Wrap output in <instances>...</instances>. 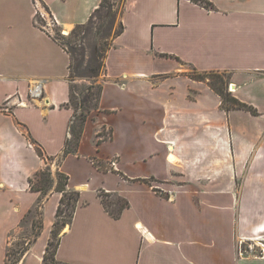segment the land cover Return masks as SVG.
<instances>
[{
  "label": "crops",
  "instance_id": "obj_1",
  "mask_svg": "<svg viewBox=\"0 0 264 264\" xmlns=\"http://www.w3.org/2000/svg\"><path fill=\"white\" fill-rule=\"evenodd\" d=\"M208 1L214 10L189 0H123L111 29L109 19L101 28L94 22L78 46L84 64L94 47L105 49L95 78L99 106L77 153L64 156L70 56L36 27L34 14L53 17L54 31L68 36L102 0H0V264H10L16 240L26 247L16 264H43L61 194L43 197L30 180L49 162L80 193L58 262L264 264L257 245L264 241V0ZM115 22L122 31L109 34ZM189 68L226 72L230 93L258 115L222 110ZM34 82L44 98L32 102ZM12 96L25 105L5 110ZM104 130L111 138L97 143ZM92 159L111 161L115 172ZM98 191L128 201L119 219Z\"/></svg>",
  "mask_w": 264,
  "mask_h": 264
},
{
  "label": "trees",
  "instance_id": "obj_2",
  "mask_svg": "<svg viewBox=\"0 0 264 264\" xmlns=\"http://www.w3.org/2000/svg\"><path fill=\"white\" fill-rule=\"evenodd\" d=\"M194 4L202 6L206 10H214V6L208 0H189ZM113 3L111 0H102L98 8L91 14L88 22L83 25H77L69 33L68 36H59L58 43L68 52L70 56V74L69 78L72 82L70 100L67 104L73 109V118L69 127L70 138L67 140L63 155L76 154L82 135L83 127L87 119L88 114L91 111L97 110L99 106L100 95L102 86L96 83L95 78L99 75V72L103 66V47L93 48L90 55V59L85 62L79 53V49L75 44H72V39L79 41L87 35L95 21L101 24L105 23L106 19L110 20V28H112L113 20L116 11H113ZM106 29V28H105ZM122 31V25L118 27L115 35L120 34ZM110 33V30H108ZM79 54V56H78ZM76 76H84L89 84H84L80 88L74 85ZM188 76L195 81H202L208 84V86L220 97L222 110L229 112L234 110H240L250 113L253 116L258 115L256 109L251 105L243 103L235 98L229 91V75L226 72H198L194 68H189ZM111 132L98 133L97 143H100L101 139H110ZM38 154L42 156V152L38 151ZM94 166L99 170L115 172L113 168H106L103 162L97 159H92ZM54 175V176H53ZM35 180V183H34ZM126 180V179H125ZM130 181V180H129ZM149 183V182H147ZM68 177L60 172L52 173L49 165L37 173L34 179L30 180V189L32 191L39 192L43 197L48 195L51 190L61 194L60 202L55 214V222L51 231L50 240L46 247V251L43 257V264H65L58 262L55 259L56 251L60 243L61 231L71 224L76 206L80 199V193L78 191L69 190L67 188ZM98 197L106 210V212L113 218L119 219L122 212L129 207L128 201L124 198L116 195L105 193L104 191H98ZM112 197V200L109 198ZM40 223L35 224L34 236L38 234ZM18 249H10L8 258L12 257L10 264H16L20 256L25 252V245L17 244Z\"/></svg>",
  "mask_w": 264,
  "mask_h": 264
},
{
  "label": "built area",
  "instance_id": "obj_3",
  "mask_svg": "<svg viewBox=\"0 0 264 264\" xmlns=\"http://www.w3.org/2000/svg\"><path fill=\"white\" fill-rule=\"evenodd\" d=\"M34 23L36 27L42 29L46 34H48L50 37L53 39L58 40V35L59 36H67L64 35V33L54 31L53 26L56 24V21L53 17H49L48 15L43 14L38 8H36L35 14H34ZM28 99L29 101H39L44 98V88L42 86L41 82H34L29 86L28 89ZM25 105V102L23 100L18 99L16 96L8 97L5 100L4 103V109L7 110L11 106H22ZM48 163L49 161L46 160ZM114 164V163H113ZM244 242L240 243L239 247V253L242 255L243 253H246V250L243 249V244ZM257 245L261 248V254L260 256H264V241H259ZM254 245L249 244L248 250L254 251L253 248Z\"/></svg>",
  "mask_w": 264,
  "mask_h": 264
},
{
  "label": "rangeland",
  "instance_id": "obj_4",
  "mask_svg": "<svg viewBox=\"0 0 264 264\" xmlns=\"http://www.w3.org/2000/svg\"><path fill=\"white\" fill-rule=\"evenodd\" d=\"M113 1V6L115 7V10H116V15L117 16H115L116 18V20H119L117 17H118V15L120 14V12H121V3H122V1L123 0H112ZM115 1V2H114ZM118 27H119V24H118V22L116 23H114V26H113V29H112V32L111 33H109V34H114L115 32H117V30H118ZM67 32V31H66ZM71 40H72V44H75L76 46H77V48L79 49V43H80V41H81V39H78L79 41H77V39L76 40H74V39H72L71 38ZM109 43V42H108ZM74 85H76V87L77 88H80L82 85H84V83H81L80 81H78V80H76L75 81V84ZM93 163V162H92ZM102 164H104V166H106V168H108V167H110V168H112L111 167V165H112V163H111V161L110 162H108V164H107V162H103ZM109 164H111V165H109ZM48 165L50 166V168H51V171H52V173H56L57 172V167H58V163H56V162H49L48 163ZM46 166H47V164H46ZM96 167V166H95ZM97 168V167H96ZM45 169V168H44ZM101 171H105V170H101ZM105 172H107V171H105ZM109 172V171H108ZM34 183H35V180H34ZM151 184H153V183H151ZM113 198L112 197H110L109 198V200H112ZM68 227V225L65 227V228H67ZM64 228V229H65ZM63 229V230H64ZM62 230V231H63ZM62 231H61V233H62ZM14 244H12V246H10V249H12V250H16V249H18V247L19 246H17V244H23L24 245V242H18V240H16V241H14L13 242ZM16 243V244H15ZM8 253H10V252H8ZM9 260H12V257H10V259Z\"/></svg>",
  "mask_w": 264,
  "mask_h": 264
}]
</instances>
